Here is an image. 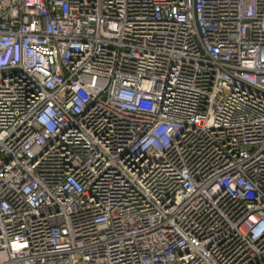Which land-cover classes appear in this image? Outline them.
<instances>
[{
  "label": "built area",
  "instance_id": "built-area-1",
  "mask_svg": "<svg viewBox=\"0 0 264 264\" xmlns=\"http://www.w3.org/2000/svg\"><path fill=\"white\" fill-rule=\"evenodd\" d=\"M0 264H264V0H0Z\"/></svg>",
  "mask_w": 264,
  "mask_h": 264
}]
</instances>
